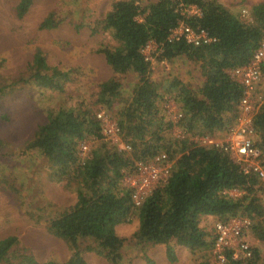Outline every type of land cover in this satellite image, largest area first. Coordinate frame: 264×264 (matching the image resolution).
<instances>
[{"label": "trees", "instance_id": "obj_1", "mask_svg": "<svg viewBox=\"0 0 264 264\" xmlns=\"http://www.w3.org/2000/svg\"><path fill=\"white\" fill-rule=\"evenodd\" d=\"M33 4L34 0H21L17 16L25 17ZM193 5L201 10L200 17L186 18L177 11L179 6ZM251 14L248 22L216 0H156L147 5L136 0L112 3L103 24L118 46L99 50L113 76L100 85L95 105L102 111L120 109L115 123L120 135L125 134L131 152L106 143L103 118L109 117L83 106L51 112L26 147L47 159L51 177L57 183L77 186L75 203L48 223L49 234L65 241L71 250L70 259L63 264H87L85 251L80 248L84 240L96 245L86 251H97L109 264H124V240L117 235L116 228L132 219L138 221L133 238L145 246H166L171 262L177 260L176 246L193 254L201 253L202 258L205 253L213 254L215 237L200 227L201 218L206 216L222 222L247 218L251 223L249 237L264 243L259 176L245 173L225 146H204L192 140L230 131L240 119L246 89L231 76V71L248 66L263 42L264 2L254 5ZM140 16H145L142 22L138 20ZM181 21L195 30L207 31L216 42L203 46L189 45L185 40L170 42L171 31ZM56 22L58 27L60 20L51 14L40 29L56 28ZM150 41L161 45L159 61L173 62L184 57L197 65L202 84L192 87L178 78L157 83L152 66L142 53ZM33 63L30 78L0 84V96L13 93L20 83L34 82L59 92L65 90L62 81H68L69 73L51 69L40 52ZM262 74L264 77V66ZM128 76L136 83L130 99L125 101L121 78ZM161 88L165 90L162 92ZM165 93L180 105L178 123L167 121L161 114L159 102ZM257 109L252 119L258 138L254 145L263 155L264 100ZM176 127L187 137L169 139ZM91 139L98 141L99 146L89 157H83L80 148ZM161 155L168 156L173 164L170 177L136 205L133 200L136 190L126 188L123 180L137 163H148ZM231 191L244 194L232 197L227 193ZM251 248L250 259L236 261L228 255L226 264H264L261 249ZM24 251L15 236L0 240V264H59L38 262L33 254ZM207 259L199 264H211Z\"/></svg>", "mask_w": 264, "mask_h": 264}, {"label": "rangeland", "instance_id": "obj_2", "mask_svg": "<svg viewBox=\"0 0 264 264\" xmlns=\"http://www.w3.org/2000/svg\"><path fill=\"white\" fill-rule=\"evenodd\" d=\"M117 0H34L25 17L17 16V7L21 0H0V84H12L19 79L30 78L34 59L40 52L47 65L62 73H69L68 81H62L63 92L36 84L20 83L19 88L11 94L0 96V240L15 236L20 241L24 252L31 253L38 262L54 261L66 263L71 257L69 245L49 234V220L77 200V186L68 182L57 183L51 177L52 170L47 159L35 150H27L36 131L44 125L51 112L60 109H77L80 106L101 111L109 118L104 127L112 133L105 137L109 145H117L122 151L131 152L124 137L116 126V113L102 111L95 103L98 100L100 85L113 76L111 67L104 56L99 53L101 47L116 48L118 42L111 32L104 30L103 20ZM138 4L147 5L156 0H136ZM228 10L251 21L252 7L264 0H216ZM51 14L60 20L53 29H40L43 21ZM145 16H140L144 20ZM159 58V57H158ZM198 66L181 57L173 62L159 61L152 66L153 79L157 83L178 78L192 87L202 84ZM65 80V79H64ZM123 83V100H129L136 80L132 76L121 78ZM162 92L165 90L161 88ZM174 96V95H173ZM256 109L264 100V77L253 96ZM161 114L167 121L178 123L180 105L165 93L159 102ZM258 110V109H257ZM242 116V111L240 118ZM247 116V117H246ZM243 119L245 124H252L253 113ZM239 121L230 131L217 132L213 137L193 138L200 145H227L237 134ZM117 128V129H116ZM246 129V128H245ZM169 139H184L183 132L176 127ZM104 134V133H103ZM235 136V141L239 137ZM246 140L253 144L257 141L256 133L246 134ZM83 145V157H89L98 141L89 140ZM82 145V146H83ZM82 146L80 149H82ZM231 155V154H230ZM148 163L139 162L123 182L128 189L144 187L149 194L158 185L168 181L172 162L157 160ZM233 158V156L231 155ZM264 168V153L261 157ZM157 172V180L153 171ZM170 172V173H169ZM258 194L264 205V180L258 186ZM232 197H241L244 193L227 192ZM219 220L215 217H202L200 227L214 235V226ZM138 221L132 219L116 228L117 235L124 240L122 254L124 264H199L206 257L211 264H220L212 252L193 254L185 247L176 246L177 260L171 262L166 246H145L134 238ZM250 245L259 247L264 257V243L250 237ZM96 245L89 240L80 242L87 264H109L97 251H86ZM205 258V259H204Z\"/></svg>", "mask_w": 264, "mask_h": 264}, {"label": "built area", "instance_id": "obj_3", "mask_svg": "<svg viewBox=\"0 0 264 264\" xmlns=\"http://www.w3.org/2000/svg\"><path fill=\"white\" fill-rule=\"evenodd\" d=\"M177 11L186 18L201 16V10L194 5L190 7L179 6ZM138 20L140 22L143 21L140 17H138ZM168 40L170 42L185 40L189 45L194 46L211 45L216 42V39L207 31L202 29L195 30L184 21L179 22V25L171 31ZM142 53L145 60L153 66L157 64L159 60L158 57L162 53V48L161 45L157 44L155 41H150L142 49ZM262 66H264V39L260 48L255 52L252 62L248 66L231 71V76L242 83L246 89L245 97L241 103L242 116L237 128V134H235L236 137L240 135L238 137L239 141H235L234 136V139L227 145L216 146H225V149L233 156V159L241 165L245 173H255L261 180H264V168L261 161L262 151L257 149L251 140L245 139L246 134L255 133L254 128L252 124H248L247 126L243 120L247 114L253 113L256 110L253 96L263 79ZM99 118H103V116L99 115ZM103 121L106 122L107 119L103 118ZM103 133L109 136L108 134L112 133V131L104 127ZM87 148L88 146L86 145L82 146L83 151H87ZM157 160L167 161L169 157L161 155ZM153 173L154 176H156L153 180L159 182L160 179L157 180L156 170H154ZM135 190L133 200L136 205H140L144 197L148 194L144 187L141 186L135 187ZM250 224L247 218H234L227 222L219 221L215 224L214 237L216 241L213 254L220 264L227 263L228 255H231V258L236 261H245L253 256L252 245H250L248 241L250 239Z\"/></svg>", "mask_w": 264, "mask_h": 264}]
</instances>
